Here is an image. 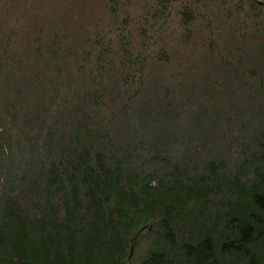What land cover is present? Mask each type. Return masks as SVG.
I'll return each mask as SVG.
<instances>
[{
	"label": "trees",
	"instance_id": "obj_1",
	"mask_svg": "<svg viewBox=\"0 0 264 264\" xmlns=\"http://www.w3.org/2000/svg\"><path fill=\"white\" fill-rule=\"evenodd\" d=\"M0 264H264V0H0Z\"/></svg>",
	"mask_w": 264,
	"mask_h": 264
}]
</instances>
